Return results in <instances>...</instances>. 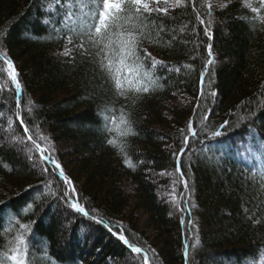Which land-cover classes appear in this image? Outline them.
Here are the masks:
<instances>
[{"label":"trees","instance_id":"obj_1","mask_svg":"<svg viewBox=\"0 0 264 264\" xmlns=\"http://www.w3.org/2000/svg\"><path fill=\"white\" fill-rule=\"evenodd\" d=\"M222 1L181 0L167 15L153 14L143 47L172 70L158 66L160 86L126 99L83 35L89 0H0V51L13 60L22 85L17 109L0 61V257L27 224L30 264H143L142 254L108 230L119 223L147 251L149 264H263L264 171L244 162L239 146L251 141L264 152V24L242 0ZM69 9L78 20L57 25ZM200 19L211 21V41ZM208 43L213 64L201 96ZM121 109L133 135L104 130L102 117L114 114L119 124ZM21 118L34 139L48 138L40 142L51 145L78 202L107 223L60 198L65 186L58 170L41 174L33 167L39 154L28 151ZM189 121L197 138H189L180 157L181 177L173 153L185 148ZM224 121L228 127L214 137Z\"/></svg>","mask_w":264,"mask_h":264},{"label":"snow or ice","instance_id":"obj_2","mask_svg":"<svg viewBox=\"0 0 264 264\" xmlns=\"http://www.w3.org/2000/svg\"><path fill=\"white\" fill-rule=\"evenodd\" d=\"M65 2L66 0H56L57 5H62ZM180 3L181 0H174V3L169 5V0H164V4L169 6L161 7L160 0H89V22L83 35L87 37L88 43L94 49V56L98 60V67L107 74L118 96L127 99L130 95L139 97L141 94H148L160 86L158 83L159 77L156 75L158 66L160 69L166 71L172 70L164 61L156 59L146 47H143V44L151 36L152 28L150 25L154 26V21L150 18L153 14L158 16L160 13H164L167 15L169 7L174 8ZM246 6L251 8V11L257 15L259 21L264 24V15L260 14L264 13V0H258L256 7H253L251 3H247ZM208 8L211 9L212 4H209ZM73 15V11L69 9L67 15L60 17L57 25L60 23L67 24ZM199 22L203 25L204 36L211 41L213 38L211 21L205 23L203 19H200ZM160 30H163L162 26H160ZM68 43H72L71 38L68 39ZM79 48L84 50L83 41L80 43ZM212 50L213 45L208 43L207 54L209 59L205 65V71L200 74L201 96L204 95L203 85L205 83L207 67L213 64V59L211 58L213 56ZM63 54L67 56L68 50L66 49ZM0 61L6 66L7 76L14 85L17 96V109H19V97L22 91L20 74L6 51H0ZM176 71L178 72L179 69L177 68ZM28 103L31 104L32 101H28ZM106 111L109 110L106 109ZM16 116L20 117L19 110L16 112ZM98 116H100V113H98ZM207 118V116L204 117V119ZM102 119L105 121V132L115 130L121 136L134 134L132 123L126 118L123 109H121L119 116V124L114 114L104 115ZM109 124L111 127L108 126ZM20 125H24L23 132L28 134L27 141H30L32 145L28 151L33 154H39L33 162V167L41 168V174L47 173L50 168L58 170L59 177L62 178L63 185L65 186L60 198L64 199L76 213L86 217L90 216L93 221L99 224L107 223L102 218L97 219L95 215H91L85 206L78 202V193L73 181L65 175L61 163L55 158L53 151H50L51 145L49 144L48 147H44L40 142L47 141L48 138L41 135L38 140L34 139L31 134L32 130L25 124L23 118L20 119ZM227 127L228 121H224L219 126L220 130L213 132V136L220 137ZM189 138L193 140L197 138V132L193 129L191 121L188 124V132L184 136L185 148H181L179 154L173 153L177 163L176 170L180 173L181 177L184 174L180 167V157L185 154ZM106 143L114 145L115 141L109 138L106 140ZM124 163L127 165L128 161L125 160ZM184 187L186 190L188 189L186 179L184 180ZM189 224H191V221H189ZM3 227L4 225L0 224V229H3ZM19 229L20 231L9 242L10 249L3 252L2 257H0V264H30L29 253L32 245L31 240L27 237H31L32 232L27 224H20ZM108 230L110 232L115 231L118 239L132 253H143V264H149L147 251L135 246L126 238L121 224L117 223L114 227L110 226ZM185 255L187 256V249H185Z\"/></svg>","mask_w":264,"mask_h":264},{"label":"rangeland","instance_id":"obj_3","mask_svg":"<svg viewBox=\"0 0 264 264\" xmlns=\"http://www.w3.org/2000/svg\"><path fill=\"white\" fill-rule=\"evenodd\" d=\"M242 1H243V4L245 6H246L247 3H251L253 7H254V5L258 4V0H242ZM160 2H164V0H160ZM214 4L215 5H217V4H220V5L223 4L224 5V1H222V0L221 1L220 0H214ZM83 10H84V7L81 8V12ZM78 16H82L83 17L82 14H79ZM70 20H73V21L76 22L78 20V17H73L72 16V18ZM15 138H16V140H18L20 142V140H19L18 137H15ZM239 147H241L240 154L239 155L244 160H248V162H252L254 160L259 165V167L263 170V168H264V161H263V157L262 156L264 155V152L256 151L254 149V147L252 146V142L251 141H248L245 144H241ZM26 153H27V151H26ZM127 189L130 190V185H127ZM171 193H173V191H171ZM169 197H171V201H172V199L174 201V198H173V195L172 194H169ZM177 207H178V204H177ZM178 209L180 211L181 208L178 207ZM92 232H94V231H92ZM91 234H93V233H91ZM263 264H264V262H263Z\"/></svg>","mask_w":264,"mask_h":264}]
</instances>
